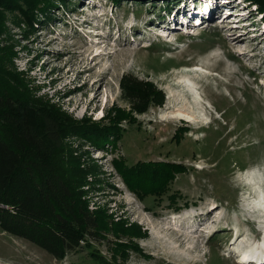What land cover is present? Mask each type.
Wrapping results in <instances>:
<instances>
[{
    "label": "rangeland",
    "instance_id": "374dc122",
    "mask_svg": "<svg viewBox=\"0 0 264 264\" xmlns=\"http://www.w3.org/2000/svg\"><path fill=\"white\" fill-rule=\"evenodd\" d=\"M229 1L69 0L34 29L18 11L0 7V66L77 125L128 116L119 90L124 74L165 94L162 107L120 121L116 144L67 140L86 170L90 211L136 224L142 237L113 236L105 224V240L89 241V248L81 243L55 260L0 230V264H237L229 251L246 252L257 242L255 229L264 233V14L247 0ZM209 2L246 13L241 27L254 20L251 42L226 22L221 28L191 20L185 33L184 21ZM162 5H169V29ZM180 112L195 119L193 128L180 122L187 119ZM137 161L181 164L185 172L175 174L160 199L139 198L116 169ZM261 246L252 247L253 259L263 257Z\"/></svg>",
    "mask_w": 264,
    "mask_h": 264
},
{
    "label": "trees",
    "instance_id": "16d2710c",
    "mask_svg": "<svg viewBox=\"0 0 264 264\" xmlns=\"http://www.w3.org/2000/svg\"><path fill=\"white\" fill-rule=\"evenodd\" d=\"M67 1L0 0V7L18 11L26 24L34 29L39 18L50 20L48 12ZM135 1L152 3L165 0ZM247 1L257 5L259 12L264 14V0ZM160 9L168 13L169 5H162ZM119 90L121 100L129 108L127 117H113L108 124L84 120L86 125H77L53 106L34 99L15 74L10 75L0 66L2 232L29 242L55 260L64 259L81 243L89 248V241L105 240V224L110 226L111 231L108 232L113 236L142 237L136 224L128 225L125 219L106 220L102 212L90 211L83 191L86 170L67 144L72 135L85 138L96 148L102 144H116L120 139V121L129 119L131 115L146 114L150 108H160L165 103L162 90L130 74L122 75ZM116 169L127 187L139 198L151 195L154 199L161 198L175 174L185 172L181 164L167 161H137L130 167L117 163ZM174 200V195L169 196L171 203ZM117 246L122 245L117 243ZM91 255L100 259L94 253Z\"/></svg>",
    "mask_w": 264,
    "mask_h": 264
},
{
    "label": "bare ground",
    "instance_id": "6f19581e",
    "mask_svg": "<svg viewBox=\"0 0 264 264\" xmlns=\"http://www.w3.org/2000/svg\"><path fill=\"white\" fill-rule=\"evenodd\" d=\"M232 1H235L236 2V0H230L228 3H232ZM215 4H211V7L212 8H214V7H216V6H219V5H223L221 2H214ZM228 3H225V4H228ZM186 6V5H185ZM208 8H209V5L206 7V9L208 10ZM232 8V7H231ZM233 9V8H232ZM188 12H190V11H188ZM208 12L210 13L211 12V10L209 9L208 10ZM207 13V11H205L203 14L202 13H197V19H198V14H199V17L201 16V17H203V15L204 14H206ZM191 14V13H190ZM240 14V13H239ZM192 15V14H191ZM191 15H190V17H191ZM236 15V18H235V29H237V33L238 32H240V34H237L236 33V35L235 36H245V38H247L246 40H248V42H251L250 41V39L249 38H251L250 36H252V34H253V31L250 29L251 28V26H253V25H250L249 26V24H251V22L252 21H254V20H249L248 22H247V24L246 25H244L243 27H241V25H239V21L237 20L239 17H240V15L237 17V14H235ZM219 18H221V16L219 17ZM226 19V18H225ZM224 19V20H225ZM226 22V21H225ZM202 23H204V20H203V22ZM223 22H221L220 24H222ZM257 26H259V23H258V21L255 23V30H256V32H258V30H259V28H257ZM187 33H189V32H187ZM258 36H260V35H258L257 34V37ZM161 37V36H160ZM244 38V39H245ZM237 40V39H236ZM195 71H196V69H194ZM179 111V110H178ZM180 115H182V116H184V117H186L187 119H185V118H181V119H185L186 121H188V122H191V121H195V119H193L192 118V116H190V115H188L187 113L185 114V113H179ZM175 119V118H174ZM181 119H180V122H181ZM197 120V119H196ZM179 121V120H178ZM192 123V122H191ZM206 123V122H205ZM204 123V124H205ZM188 127V126H187ZM260 227V226H259ZM260 228H264V226H261ZM169 229V228H168ZM179 233H180V231H179ZM260 233V234H259ZM181 235H185L183 232L182 233H180ZM207 235V234H206ZM260 235H261V237H260ZM260 237V238H259ZM264 233L262 232V231H259L258 232V238H259V241L261 242V244L262 243H264ZM261 239V240H260ZM187 240H189L188 238H187ZM237 240V239H236ZM258 241V242H259ZM258 242H255L254 243V241L251 243V245H252V247L256 244V248H259V249H263L262 248V246H261V244H258ZM191 247H193V246H190L189 248H191ZM252 247L251 248H249L248 249V251H244V252H238V250L236 249V250H234V249H232V250H230L229 252L231 253V256L233 257L234 256V253H232V251L233 252H235L237 255H239L240 256V262H245V261H248L250 258H252L251 257V252L253 251V249H252ZM263 253H264V251H263ZM255 254V253H254ZM262 256H263V254H262ZM254 259H256V258H254Z\"/></svg>",
    "mask_w": 264,
    "mask_h": 264
}]
</instances>
